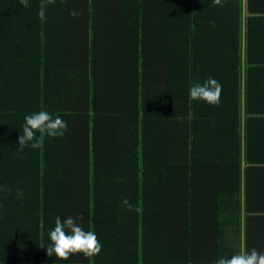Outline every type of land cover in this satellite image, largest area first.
Wrapping results in <instances>:
<instances>
[{"label": "trees", "instance_id": "16d2710c", "mask_svg": "<svg viewBox=\"0 0 264 264\" xmlns=\"http://www.w3.org/2000/svg\"><path fill=\"white\" fill-rule=\"evenodd\" d=\"M40 3L0 0V264L264 252V0H55L46 20ZM109 10L115 41L95 26ZM209 76L219 105L190 101ZM40 110L67 131L18 152L24 116ZM57 159L61 199L47 187ZM79 213L102 251L48 256L55 218Z\"/></svg>", "mask_w": 264, "mask_h": 264}, {"label": "clouds", "instance_id": "9594fccd", "mask_svg": "<svg viewBox=\"0 0 264 264\" xmlns=\"http://www.w3.org/2000/svg\"><path fill=\"white\" fill-rule=\"evenodd\" d=\"M21 6L29 7V0H19ZM55 0H41L39 18L46 20L47 5L54 4ZM216 5L221 0H213ZM70 16H76L75 10L69 11ZM222 94V85L214 77L209 76L203 83L196 81L191 84L188 91L190 101H203L212 106H218ZM181 122L183 117H177ZM67 131V122L60 115H53L45 110L26 114L22 126V134L18 137V152L24 148L43 149L45 138L62 137ZM4 190V189H0ZM7 191L11 192L9 187ZM17 195H22V190L17 189ZM128 206V210L141 212V208L133 209L127 199L122 201ZM85 216L82 213L77 216H68L65 219L57 216L54 221V228L48 231L50 243L46 248L48 256H55L59 260H68L73 254H82L85 258H92L98 255L103 248L97 235L92 230H85ZM43 228V223L40 225ZM43 235V233H41ZM212 264H264V252L255 248H244L231 256H221L212 261Z\"/></svg>", "mask_w": 264, "mask_h": 264}, {"label": "crops", "instance_id": "0c3cea01", "mask_svg": "<svg viewBox=\"0 0 264 264\" xmlns=\"http://www.w3.org/2000/svg\"><path fill=\"white\" fill-rule=\"evenodd\" d=\"M206 2L209 4L208 9L212 6L215 7L216 4L213 3V0H206ZM223 4V0H221V5ZM219 7V5H218ZM111 17H108L109 15H106L105 13H102L99 15L100 17H106L104 19H99L98 16L96 18V30L98 31V37L104 36L107 40L115 41L117 39V36L114 37V35L121 31L123 28V25H121L120 22H118L119 16L116 14L115 11L109 10ZM209 13V12H208ZM118 16V17H117ZM209 40H214L213 37H210ZM211 48L209 45L206 47V52H210ZM222 116L226 119L225 114H222ZM57 163L55 170L51 171L48 175L47 180V187H48V194L54 193L55 198L59 197L61 199V159H57L55 161ZM241 197L243 195L241 194ZM61 202V201H60ZM257 211H263V207L259 208ZM55 257V256H54Z\"/></svg>", "mask_w": 264, "mask_h": 264}]
</instances>
